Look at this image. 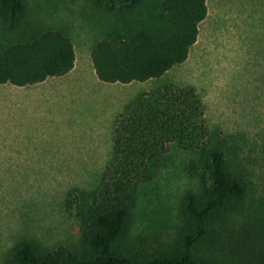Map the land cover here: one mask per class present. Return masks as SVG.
Here are the masks:
<instances>
[{
    "label": "rangeland",
    "instance_id": "374dc122",
    "mask_svg": "<svg viewBox=\"0 0 264 264\" xmlns=\"http://www.w3.org/2000/svg\"><path fill=\"white\" fill-rule=\"evenodd\" d=\"M27 2L28 17L17 32L7 33L0 21V51L58 30L72 40L78 62L92 65V47L101 40L138 30L158 36L171 27L161 8L163 0H143L124 13L105 12L92 0ZM207 4L208 15L188 59L160 79L136 82V87L141 93L167 85L197 90L209 128L221 132L233 171L248 185L238 217L228 226L236 234L213 237L199 254L219 264H251L237 241L251 231L248 241L258 248L264 245V0ZM89 68L84 65L70 77L50 78L56 94H40L48 97L47 107L25 117V135L17 134L15 125L8 126L7 103L0 91V264L21 238L54 247L78 235L77 222L63 209L65 195L73 188L96 189L111 157L107 146L88 152L91 157L77 156L82 154L78 147L91 144L85 126L103 124L120 102L118 93L108 95L109 89L120 86L101 82ZM36 121L55 124V130H37L32 127ZM169 157L168 166L140 189L124 246L141 238L165 241L179 223L182 199L198 189L186 171L192 155L173 144Z\"/></svg>",
    "mask_w": 264,
    "mask_h": 264
},
{
    "label": "trees",
    "instance_id": "16d2710c",
    "mask_svg": "<svg viewBox=\"0 0 264 264\" xmlns=\"http://www.w3.org/2000/svg\"><path fill=\"white\" fill-rule=\"evenodd\" d=\"M142 1L92 3L105 12L124 13ZM207 3L163 0L169 30L158 36L138 30L97 42L91 59L98 79L109 84L144 83L183 64L208 15ZM27 17V0H0V21L7 33L17 32ZM75 62L72 40L61 31L48 30L0 51V84H39L70 73ZM173 144L192 155L186 171L198 182V189L182 199L179 223L165 241L141 238L124 246L139 191L168 166ZM112 146L99 186L91 191L73 188L65 195L63 209L77 222L76 239L48 247L33 238H21L1 264H219L203 258L199 249L213 237L236 234L228 226L238 217L248 185L233 171L221 132L209 128L197 90L167 85L138 94L116 117ZM243 235L237 241L241 253L253 264H264V245L258 248L248 241L251 231Z\"/></svg>",
    "mask_w": 264,
    "mask_h": 264
},
{
    "label": "crops",
    "instance_id": "0c3cea01",
    "mask_svg": "<svg viewBox=\"0 0 264 264\" xmlns=\"http://www.w3.org/2000/svg\"><path fill=\"white\" fill-rule=\"evenodd\" d=\"M84 65L87 68H89L90 66L91 75L98 79L93 64L91 65V64H84L78 62L77 55L73 70L70 73L66 74V76L70 77L72 74L77 73V71L80 70L81 66ZM50 78L46 79L44 82L35 85L17 87L11 84H3V87H1L0 91H2V95L5 100L4 102L7 103V116L9 119L8 126L15 125V131L17 134L25 135L24 120L27 115H29L31 112L35 113L37 111H41V110L43 111L44 109H46L48 104V97L47 96L41 97L40 94H45V95L56 94V90H55L56 84L54 83L49 84L51 83ZM136 84H137L136 82H132L130 84H121V83L113 84V86H120L117 89L115 88L112 90L109 89L108 92V95H111L112 93L114 94L118 93L120 95V102L117 105H115L116 111L113 114L112 112H109L107 121H105L101 125L95 126V124H93V125L85 126L88 134L91 135V137L88 136L87 142H91V144H89L90 146L82 145L78 147V149H81L80 152H82V154L77 156L91 157L92 155L89 154L88 152H95L100 148L101 149L106 148V146L108 151L112 152V147H113L112 138H113V124H114L113 119L115 120L116 117H118L121 114L123 107L127 103H129L138 94L141 93V91L137 89ZM13 118L17 119V121L11 122ZM81 126L84 127V124H82ZM32 127L42 132H50L55 130L54 129L55 124L51 126L50 124H42L39 121H36L32 125ZM50 128H52V130ZM18 130H22L23 132L21 133Z\"/></svg>",
    "mask_w": 264,
    "mask_h": 264
}]
</instances>
